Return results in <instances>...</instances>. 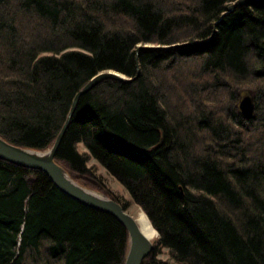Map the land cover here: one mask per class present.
<instances>
[{
    "label": "trees",
    "instance_id": "16d2710c",
    "mask_svg": "<svg viewBox=\"0 0 264 264\" xmlns=\"http://www.w3.org/2000/svg\"><path fill=\"white\" fill-rule=\"evenodd\" d=\"M235 1L0 0L5 142L48 150L92 78L130 80L80 97L55 162L127 208L94 160L129 193L157 233L142 264H264V0ZM127 246L114 218L0 160V264H124Z\"/></svg>",
    "mask_w": 264,
    "mask_h": 264
},
{
    "label": "water",
    "instance_id": "95a60500",
    "mask_svg": "<svg viewBox=\"0 0 264 264\" xmlns=\"http://www.w3.org/2000/svg\"><path fill=\"white\" fill-rule=\"evenodd\" d=\"M253 1L254 0H237L226 9V12L231 13L235 8L249 5ZM222 17H224V15H222ZM106 79L120 82L130 81L123 75L113 71L99 73L74 97L66 121L50 149L38 152L21 149L0 138V160L44 173L53 186L65 197L84 207L107 214L114 218L125 227L128 235V246L124 264H142V262L151 254L154 247L153 244L142 235L136 220L127 213V209L117 202L107 199L103 195L79 185L55 162L57 150L79 98ZM239 110L244 118H252L254 105L252 98L249 95L244 96V99L239 105Z\"/></svg>",
    "mask_w": 264,
    "mask_h": 264
},
{
    "label": "rangeland",
    "instance_id": "374dc122",
    "mask_svg": "<svg viewBox=\"0 0 264 264\" xmlns=\"http://www.w3.org/2000/svg\"><path fill=\"white\" fill-rule=\"evenodd\" d=\"M81 152H85L84 149L81 148ZM89 167L94 170L97 177L101 180L103 184H105L106 188H108L116 197H118L120 200H126L128 201V195L126 194V191L121 187V185L113 178L111 177L105 169H103L97 162L94 160L89 161ZM132 209L137 210V207L132 205L131 203L127 207V212L130 213ZM131 214V213H130ZM157 239L152 242V244H156ZM159 255H157V260L160 262H168L171 264V262L168 260V254L166 250L161 251Z\"/></svg>",
    "mask_w": 264,
    "mask_h": 264
},
{
    "label": "bare ground",
    "instance_id": "6f19581e",
    "mask_svg": "<svg viewBox=\"0 0 264 264\" xmlns=\"http://www.w3.org/2000/svg\"><path fill=\"white\" fill-rule=\"evenodd\" d=\"M237 1V0H236ZM235 1V2H236ZM234 2V3H235ZM146 47H148V46H145V48ZM87 85V84H86ZM85 85V86H86ZM84 86V87H85ZM83 87V88H84ZM82 88V89H83ZM81 89V90H82ZM92 90V89H91ZM90 90V91H91ZM80 91V90H79ZM78 91V92H79ZM89 91V92H90ZM77 92V93H78ZM77 93L75 94V96L77 95ZM88 93V92H87ZM85 95V94H84ZM246 95H248L247 93L246 94H242V95H240L239 96V99H238V102H237V107H238V111H239V113L241 114V112H240V110H239V105H240V103H241V101L244 99V96H246ZM74 96V97H75ZM74 97H73V99H72V101H71V103H70V107H71V105H72V102H73V100H74ZM82 97V96H81ZM80 99V98H79ZM79 101V100H78ZM78 103V102H77ZM77 105V104H76ZM76 108V107H75ZM242 115V114H241ZM243 117V116H242ZM244 118V117H243ZM246 119V118H245ZM19 148H21V149H27V148H23V147H19ZM28 150H32V149H28ZM32 151H35V152H38L37 150H32ZM11 164V163H10ZM14 165V164H13ZM14 166H16V167H19V168H22V169H26V168H23V167H20V166H17V165H14ZM26 170H30V169H26ZM36 171V170H35ZM40 172V171H39ZM42 173V172H41ZM44 174V173H43ZM45 175V174H44ZM103 184V183H102ZM104 186H106L105 184H103ZM122 187V186H121ZM123 188V187H122ZM124 189V188H123ZM125 190V189H124ZM126 191V190H125ZM126 194L128 195V198H129V200L127 201V202H131L132 203V201H131V198H130V195H129V193L126 191ZM105 197V196H104ZM108 199V198H107ZM123 201H126V200H123ZM115 202V201H114ZM119 204V203H118ZM132 205H134V206H136L135 204H133L132 203ZM137 207V206H136ZM126 208V207H125ZM127 209V208H126ZM128 213V212H127ZM131 213V214H130ZM130 213H128L132 218H134L135 220H136V222H137V224H138V227H139V229H140V232L142 233V235L150 242V243H152V242H154L156 239H157V233H156V231L152 228V226H151V224L149 223V221H148V219H147V217H146V215L144 214V212L140 209V208H138L137 207V210H135V209H132L131 210V212ZM153 247H154V245H153ZM154 250V249H153ZM159 264H164V262H160Z\"/></svg>",
    "mask_w": 264,
    "mask_h": 264
}]
</instances>
